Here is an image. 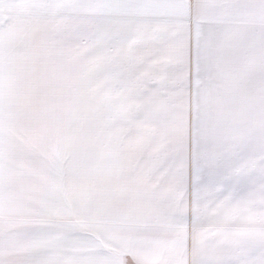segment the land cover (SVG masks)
Masks as SVG:
<instances>
[{"label": "snow or ice", "instance_id": "obj_1", "mask_svg": "<svg viewBox=\"0 0 264 264\" xmlns=\"http://www.w3.org/2000/svg\"><path fill=\"white\" fill-rule=\"evenodd\" d=\"M0 264H264V0H0Z\"/></svg>", "mask_w": 264, "mask_h": 264}]
</instances>
